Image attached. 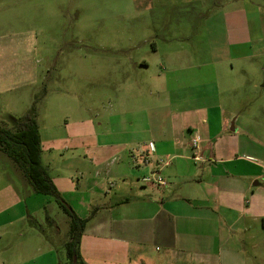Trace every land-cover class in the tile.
Returning a JSON list of instances; mask_svg holds the SVG:
<instances>
[{"label": "crops", "instance_id": "obj_1", "mask_svg": "<svg viewBox=\"0 0 264 264\" xmlns=\"http://www.w3.org/2000/svg\"><path fill=\"white\" fill-rule=\"evenodd\" d=\"M223 7L221 55L199 62L163 51L162 72L144 104L129 100L133 149L129 157L120 154L121 162L94 153V177L81 179L92 204L75 197L83 181L51 177L42 165L59 194L85 208L73 209L88 218L79 244L85 264H264V11L247 0ZM60 140L50 139L47 152L57 151ZM104 159L110 167H101ZM107 178L122 182L110 192ZM26 183L21 191L31 199ZM4 187L0 264H64L39 228L38 209L29 213L20 189Z\"/></svg>", "mask_w": 264, "mask_h": 264}, {"label": "rangeland", "instance_id": "obj_2", "mask_svg": "<svg viewBox=\"0 0 264 264\" xmlns=\"http://www.w3.org/2000/svg\"><path fill=\"white\" fill-rule=\"evenodd\" d=\"M225 1L0 0V125L14 129L18 119H34L43 140L41 164L50 176L75 185L84 175L93 179L97 151L105 152L108 161L129 157V100L144 104L142 96L162 72L163 51H182L199 62L222 54ZM250 1L264 11V0ZM53 136L64 144L48 153ZM106 162L101 167H110ZM25 182L0 152V190L20 189L17 195L29 213L38 209L39 228L66 263L69 218L51 196L30 190L34 197L27 198L21 191ZM121 182L107 178L104 188L112 192ZM81 190L75 195L83 199L81 205L92 204L84 181ZM123 196L129 198V186ZM63 200L75 212L85 211L77 199L72 207Z\"/></svg>", "mask_w": 264, "mask_h": 264}, {"label": "trees", "instance_id": "obj_3", "mask_svg": "<svg viewBox=\"0 0 264 264\" xmlns=\"http://www.w3.org/2000/svg\"><path fill=\"white\" fill-rule=\"evenodd\" d=\"M14 129L0 125V152L4 153L22 172L27 184L36 194L51 196L70 220L69 240L65 244V264H85L79 253L80 238L88 218H79L63 200L40 161L41 140L34 119H18ZM94 208L90 215L94 213ZM73 259H75L73 261Z\"/></svg>", "mask_w": 264, "mask_h": 264}, {"label": "built area", "instance_id": "obj_4", "mask_svg": "<svg viewBox=\"0 0 264 264\" xmlns=\"http://www.w3.org/2000/svg\"><path fill=\"white\" fill-rule=\"evenodd\" d=\"M197 145H198V140H197V139H193V140L191 141V146H192L193 148H196ZM157 181H158L160 184H164V183L162 182V180H160V179H158Z\"/></svg>", "mask_w": 264, "mask_h": 264}, {"label": "water", "instance_id": "obj_5", "mask_svg": "<svg viewBox=\"0 0 264 264\" xmlns=\"http://www.w3.org/2000/svg\"><path fill=\"white\" fill-rule=\"evenodd\" d=\"M75 259H73V261H74Z\"/></svg>", "mask_w": 264, "mask_h": 264}]
</instances>
